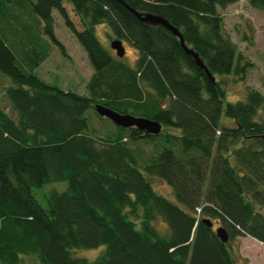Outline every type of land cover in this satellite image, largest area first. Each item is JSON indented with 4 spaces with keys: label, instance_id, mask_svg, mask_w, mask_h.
<instances>
[{
    "label": "trees",
    "instance_id": "16d2710c",
    "mask_svg": "<svg viewBox=\"0 0 264 264\" xmlns=\"http://www.w3.org/2000/svg\"><path fill=\"white\" fill-rule=\"evenodd\" d=\"M122 1L0 0V74L12 80L7 106L0 100V264H249L228 244L244 236L264 244V95L251 89L227 101L223 79L244 81L252 66L221 12L240 0ZM248 1L264 11V0ZM126 6L177 28L215 81L177 36ZM55 11L95 69L89 95L35 74L49 58L48 39L66 55ZM99 25L136 48L135 68L103 49ZM97 105L162 131L110 120L113 131ZM63 182L67 189L44 195L43 207L35 191ZM204 220L224 227L229 243ZM102 246L94 261L76 255Z\"/></svg>",
    "mask_w": 264,
    "mask_h": 264
},
{
    "label": "rangeland",
    "instance_id": "374dc122",
    "mask_svg": "<svg viewBox=\"0 0 264 264\" xmlns=\"http://www.w3.org/2000/svg\"><path fill=\"white\" fill-rule=\"evenodd\" d=\"M221 12L224 16L226 31L237 45L245 61L252 65L244 81L239 80L237 77L223 79L227 82V101L237 102L243 100L247 90L251 89L264 95V11L251 7L248 0H240ZM53 16L55 18V33L64 46L66 55L48 39L52 46H49L48 49L45 43L44 45L50 53L49 58L38 68L35 74L51 86L81 95H89L87 87L95 73V69L89 60L88 53L75 35L67 28L61 15L55 11ZM95 33L103 49L117 59V54L112 49V42L116 40L112 30L107 25H99L95 28ZM124 45L126 55L123 61L130 67L135 68L139 55L138 51L127 41H124ZM10 85H12V80L0 74V100L4 106H7L4 96L5 88ZM260 118L264 119V110L261 111ZM93 119L95 124L100 125L101 121L99 119L95 117ZM106 122L111 130L114 131L117 128L110 120ZM228 123L232 124L231 121H228ZM138 145L145 154L151 153V147L142 143ZM144 153H141V156L145 157ZM144 160L146 159L142 158L140 162L142 168L147 162V160ZM154 185L160 194L169 197L170 200H175L171 199L173 198V191L165 182L154 180ZM67 187L68 185L65 182L49 184L43 189L36 190L34 194L40 204L46 207L47 203L44 195L53 190L65 191ZM220 226L219 223H216L214 229L216 230ZM158 228L164 231L165 225L158 223ZM252 239L247 237L243 240L230 241L228 248L239 258L241 257L240 262H243L242 259L244 258L249 264H264V245H260L258 249L255 245L245 243L253 241ZM105 249L106 246H102L97 249L77 251L76 255L79 258L94 261Z\"/></svg>",
    "mask_w": 264,
    "mask_h": 264
},
{
    "label": "water",
    "instance_id": "95a60500",
    "mask_svg": "<svg viewBox=\"0 0 264 264\" xmlns=\"http://www.w3.org/2000/svg\"><path fill=\"white\" fill-rule=\"evenodd\" d=\"M120 3L123 4L122 0H117ZM127 7V6H126ZM127 9L133 13L138 19H140L142 22L154 26H161L165 27L169 31H171L175 36H177L180 39V42L185 49V51L192 56L196 63L205 70L207 75L210 77L212 81H215V77L212 76V74L209 72L207 67L204 65V63L200 60L198 54H196L193 50L189 49L184 41V38L182 34L178 31L177 28L173 27L166 19L158 16H154L151 14H143L139 13L135 10H133L130 7H127ZM112 49L116 52L118 58L123 59L126 55V48L124 46L123 41L121 40H115L112 42ZM96 111L97 113L105 117L109 120H111L117 127L120 128H136L140 131H143L147 134H152V135H158L162 131V125L156 121H152L143 117H135L132 115H122L119 114L111 109H108L104 106L97 105L96 106ZM204 223L207 224L210 228L214 227V224L210 220H204ZM216 234L218 238L224 243L228 244L230 241V236L227 232V230L224 227H220L216 230Z\"/></svg>",
    "mask_w": 264,
    "mask_h": 264
},
{
    "label": "crops",
    "instance_id": "0c3cea01",
    "mask_svg": "<svg viewBox=\"0 0 264 264\" xmlns=\"http://www.w3.org/2000/svg\"><path fill=\"white\" fill-rule=\"evenodd\" d=\"M245 238H247L246 236H244V237H238L236 240H243V239H245ZM253 241H247V242H245L246 244H250V245H255L256 246V248H258L259 249V247H260V245H264L263 243H261V242H258L257 240H255V239H252Z\"/></svg>",
    "mask_w": 264,
    "mask_h": 264
}]
</instances>
